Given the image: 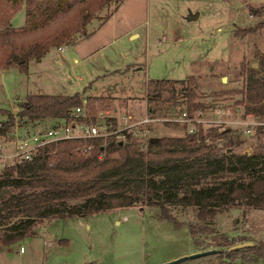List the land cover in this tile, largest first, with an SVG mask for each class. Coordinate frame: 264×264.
Returning a JSON list of instances; mask_svg holds the SVG:
<instances>
[{"label":"rangeland","instance_id":"1","mask_svg":"<svg viewBox=\"0 0 264 264\" xmlns=\"http://www.w3.org/2000/svg\"><path fill=\"white\" fill-rule=\"evenodd\" d=\"M10 9L3 3L0 13ZM189 13H196V17L187 19ZM106 16L98 28V21ZM96 17L98 21L92 20L87 29H95L97 40L86 42L80 36L63 51L51 47L40 58H28L24 69L14 63L0 68V110L16 117L29 94L79 93L124 100L126 110L133 106L143 113L148 83L150 87L158 79L180 80L192 75L202 119L227 121L250 115L264 121V111L258 114L255 106L245 102L239 67L240 62L245 67H258L255 62L264 57V27L244 36L233 34L235 29L264 20L263 0H120L117 5L111 0ZM10 22L12 28L23 24V4L13 11ZM129 28L134 36L121 35ZM76 76L78 85L73 86ZM171 102L148 105L154 110L147 114L175 117L185 102L182 98L174 105ZM4 120L0 111V122ZM27 125L16 120L8 131L24 132L30 129ZM216 125L211 127L238 131L234 125ZM149 128L150 137H181L186 131L181 125L163 122H152ZM234 137L239 141L235 152L264 151V126L248 136ZM167 209L180 227L175 229L172 223L158 218L156 207L140 204L84 217L45 218L34 225V235L0 244V264H160L204 247L220 252L175 264H264V257L256 263L229 260L224 256L226 247H217L218 233L253 243L264 240V208H219L209 221L212 232L198 234L199 246L187 231L189 225L201 224L195 209L179 205ZM5 233L6 226L0 225V237ZM48 234L54 235L53 239L46 238ZM58 239L65 243L58 244Z\"/></svg>","mask_w":264,"mask_h":264},{"label":"trees","instance_id":"2","mask_svg":"<svg viewBox=\"0 0 264 264\" xmlns=\"http://www.w3.org/2000/svg\"><path fill=\"white\" fill-rule=\"evenodd\" d=\"M110 1L0 0V6L7 3L11 7L9 13H0V68L14 63L24 69L28 58H40L50 47L72 41L74 34L83 32ZM119 1L114 0L116 5ZM20 4L23 24L15 29L9 26V19ZM263 27L264 20L235 29L233 34L244 36ZM256 62L255 69L242 62L239 67L245 102L255 106L259 114L264 111V57ZM148 85L145 103L150 114L154 109L148 105L161 106L167 101L174 105L177 98L184 100L182 110L187 116L202 108L196 101V80L192 75L180 80L158 79ZM164 94L168 97L164 98ZM80 102L79 93L29 94L15 118L9 111L0 110L5 114V120L0 122V136L8 133L16 120L26 123L65 117ZM163 124L176 126L172 122ZM234 134L227 127L198 126L195 133L184 132L181 137H154L152 142L149 137L143 152L136 146L139 140L127 137L120 145H107L102 158L97 157V141L91 142L88 152L76 149L85 143L82 140L45 145L30 160L4 167L0 172V225L6 226L0 244L34 235V225L45 218L84 217L140 204L156 207L158 218L172 223L175 229L181 225L167 206L194 208L195 218L202 225H189L187 231L199 246L198 234L212 232L209 221L219 208H264V151L235 152L239 141ZM205 136L220 139L221 146L204 144ZM217 237V247H226L224 256L229 260L256 263L264 257V241L229 250V246L249 239L228 238L222 233Z\"/></svg>","mask_w":264,"mask_h":264},{"label":"built area","instance_id":"3","mask_svg":"<svg viewBox=\"0 0 264 264\" xmlns=\"http://www.w3.org/2000/svg\"><path fill=\"white\" fill-rule=\"evenodd\" d=\"M58 49H61L58 47ZM15 118V117H14ZM51 121L49 124H40L43 121ZM152 122H172L185 128L186 133H195L198 126L212 128L214 123L230 124L238 127L233 130L237 135L248 136L258 127L264 126V121L251 118L246 115L236 120H204L200 112L193 116H187L185 111H179L175 117H152L144 113L137 117L130 112H115L111 110L92 111L81 101L80 104L69 109L67 115L61 118H46L26 122L30 129L24 132L8 131L0 136V167H11L16 163L30 160L37 151L48 144H54L65 140H82L85 143L77 146L81 152H88L92 148V141L100 145L97 157L102 158L109 144H122L128 138L139 140L137 148L145 151L147 139L150 137L149 124ZM206 124V125H205ZM216 125V126H217ZM204 129V128H203ZM204 144L220 147L221 140L205 136ZM21 251V247H19Z\"/></svg>","mask_w":264,"mask_h":264},{"label":"crops","instance_id":"4","mask_svg":"<svg viewBox=\"0 0 264 264\" xmlns=\"http://www.w3.org/2000/svg\"><path fill=\"white\" fill-rule=\"evenodd\" d=\"M264 1V0H263ZM101 11V10H100ZM99 11V12H100ZM98 12V13H99ZM97 13V14H98ZM97 14L94 16V18H92V20H95V21H98V19H97ZM91 20V21H92ZM105 20V19H104ZM103 19L101 20V21H98V28L99 27H101V25L103 24V21H104ZM90 21V22H91ZM89 22V23H90ZM88 23V24H89ZM87 24V25H88ZM87 25L84 27V29H83V32H80V33H76V34H74V36H73V39H72V41L69 43V44H66V45H64V46H58V47H60L61 49H58V47H56V49L58 50V51H63V50H65V48H67L68 47V45H74V43L76 42V40H77V38L78 37H80V36H84L85 38H86V42H93V41H91V40H93V39H98V37H96V32L94 31L95 29H93V28H91L92 29V31H90V30H88L87 29ZM9 26L10 27H13L12 25H11V22H10V19H9ZM14 28H17V27H14ZM97 28V29H98ZM89 31V32H88ZM96 34V35H95ZM121 35H127V36H129V37H132V36H134L135 34H131V29L129 28L128 30H126V31H124V32H122V34ZM113 40V39H112ZM111 40V41H112ZM97 42V41H96ZM102 46H99L98 48H96L95 50H93L92 52H90L89 54L87 53V54H85L84 55V57L85 56H89V55H91L94 51H96V50H98L99 48H101ZM51 48V47H50ZM84 57H83V59H84ZM256 62H255V64H254V66H256ZM255 69V68H254ZM78 81H79V77H75V80H74V82H72V84L71 85H73V86H77L78 85ZM80 99H81V101H83V102H85L86 103V105L89 107V109L90 110H92V111H99V110H104V109H107V110H111V111H115V112H117V113H119V112H130V113H132V114H134L135 116H137V117H139V116H141L143 113H140V112H138L133 106H129L128 107V109L126 110V103L124 102V100L123 101H110V99H112L111 97L110 98H105V96L104 95H96V94H94V95H91V96H86V97H83L82 96V94H80ZM144 111L146 110V103H145V100H144ZM264 210V209H263ZM246 225H247V227H249V224H248V222H246ZM246 227V228H247ZM39 229H43V227L42 226H40L39 227ZM218 231V230H217ZM53 237H54V235H46V238H52L53 239ZM252 238V237H251ZM253 239V238H252ZM260 241H264V240H260ZM65 243V240L64 239H58L57 240V243L58 244H60V243ZM257 242H259V240L257 241ZM194 251H196V250H194ZM264 260V258L262 259V261Z\"/></svg>","mask_w":264,"mask_h":264},{"label":"water","instance_id":"5","mask_svg":"<svg viewBox=\"0 0 264 264\" xmlns=\"http://www.w3.org/2000/svg\"><path fill=\"white\" fill-rule=\"evenodd\" d=\"M195 17H196V13H189L187 19L190 20V19H194ZM154 140H155L154 137H150L148 139L149 142H152ZM120 144L121 143L119 142L118 145H120ZM251 244H252V242H250V241L236 243L234 245L229 246L228 249L229 250L234 249V248L242 249V248H244L246 246H249ZM217 251L218 250L217 249H214V248L205 249V250L197 251V252H194V253H191V254H188V255H183V256L174 258L172 260H169V261L160 263V264H175L177 262H180V261L185 260V259H188V258H196V257H199V256H205V255H208V254L216 253Z\"/></svg>","mask_w":264,"mask_h":264}]
</instances>
